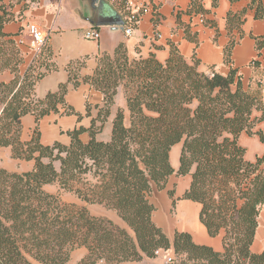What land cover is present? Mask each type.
Segmentation results:
<instances>
[{
	"label": "trees",
	"instance_id": "obj_1",
	"mask_svg": "<svg viewBox=\"0 0 264 264\" xmlns=\"http://www.w3.org/2000/svg\"><path fill=\"white\" fill-rule=\"evenodd\" d=\"M190 12L205 17L197 4ZM130 13L125 11L124 17ZM245 14L246 10L230 12L227 17L226 75L200 72L198 60L188 62L173 43L164 63L154 55L130 60L121 43L113 55L99 59L92 76L81 80L85 62L71 63L68 82L43 99L36 96V84L56 69L49 62V48L22 74L25 58L4 32L12 17L5 11L0 14V73L14 74L10 83H0V148L10 147L13 158L35 162L26 173L0 169V264H69L72 252L80 248L87 254L78 264L140 262L161 250H173L172 264H264V249L252 251L264 207V155L250 161L240 143L243 133L257 134L264 141L263 133L254 131L264 121V101L261 90L245 88L232 61ZM256 17H261L259 11ZM205 26L215 23L205 20ZM185 32L198 44L190 27ZM263 46L258 40V50ZM82 83L104 96L91 126L69 131L67 146L42 144V120L51 114H76L66 95L70 86L77 89ZM121 88L128 113L120 108L110 141H100L97 136ZM257 111L262 112L260 117L254 116ZM29 114L36 119V129L23 142L21 119ZM87 115L91 116L89 102ZM83 133L89 134L87 143L80 138ZM180 143L176 170L170 155ZM175 174L191 176L181 199L201 205L200 222L211 237L222 236L223 251L195 243L188 232L177 231L171 241L155 224L150 197L154 187L164 190ZM50 185H58L81 203L116 211L126 226L49 193ZM174 193L169 191L172 198Z\"/></svg>",
	"mask_w": 264,
	"mask_h": 264
},
{
	"label": "crops",
	"instance_id": "obj_2",
	"mask_svg": "<svg viewBox=\"0 0 264 264\" xmlns=\"http://www.w3.org/2000/svg\"><path fill=\"white\" fill-rule=\"evenodd\" d=\"M105 1L123 17L125 11L141 12L132 36H126L123 27H94L85 20L93 14L91 0H0V14L5 11L12 17L10 22L5 24L4 32L16 41L21 55L25 58V63L21 67L22 74L32 62L31 55L27 54V47L19 44L20 41L27 43L30 39L28 24H37L49 35L47 46L51 55L49 62L56 69L36 84L35 92L38 98H45L48 93L58 91L60 85L67 83L68 66L75 61L85 62L80 70L81 80L92 76L98 67L99 59L104 54L113 55L121 43L125 44L130 60L145 59L154 55L161 63L169 58L173 43L188 62L198 60L200 72L208 76L214 73L226 75L229 66L225 63V48L230 41L227 17L230 12L240 13L246 10L241 33L243 36L233 49L232 61L234 67L240 71L245 88L255 92L261 90L264 101V46L260 50L257 47L258 40L264 41V0H127L118 4ZM194 4L204 10L205 20L214 22V27L199 24L198 14L190 12ZM144 8H148L149 12L143 13ZM258 11L260 18L256 17ZM185 27H190L191 33L196 34L198 44L187 38ZM90 28L100 32L101 37L98 41L85 38V33ZM13 79L14 74L10 70L0 73V83H10ZM66 101L76 114L70 116L51 114L45 117L40 125L42 144L53 145L59 142L69 145L71 138L68 132L81 126L89 128L92 119L98 114L96 106L104 104V96L89 84L82 83L77 89L69 87ZM88 102L91 105V116L87 115ZM120 108L128 113L123 89L118 90L115 105L103 132L97 136L98 140L110 141L113 122ZM2 109L0 103V114ZM261 115L262 112L254 113L255 117ZM21 124V139L27 142L36 129V119L29 114L21 119ZM254 131H260L264 136V121L257 124ZM80 138L85 143L90 139L88 133H83ZM240 143L247 149L246 157L250 161H255L258 156L264 154V141L257 134L250 136L243 133ZM181 150L182 143L174 146L171 151V164L176 170L179 168ZM34 167V161L13 158L10 147L0 148V169L26 173L32 171ZM185 179V184L180 187L170 186L169 183L164 190L154 187L150 201L156 208L153 214L155 224L163 229L171 241L177 231L188 232L195 243L210 246L217 252L223 251L222 236L211 237L200 222L201 205L181 199L191 184V176H185ZM46 190L52 194H60L66 202L87 207L93 216L108 218L120 227L126 226L114 210L101 205L81 203L76 196L62 192L58 185L47 186ZM172 190L175 192L174 198L169 195V191ZM263 249L264 207L260 213L252 251L260 253ZM173 253V250H169L153 258L144 257L140 262L122 264H166V257L173 256ZM86 254V248L75 250L71 254L69 264H78Z\"/></svg>",
	"mask_w": 264,
	"mask_h": 264
},
{
	"label": "built area",
	"instance_id": "obj_3",
	"mask_svg": "<svg viewBox=\"0 0 264 264\" xmlns=\"http://www.w3.org/2000/svg\"><path fill=\"white\" fill-rule=\"evenodd\" d=\"M112 4H118V3H124L127 2V0H108ZM140 12V11H139ZM139 12H132L129 16L125 17V26L124 33L126 36H132L134 32V25H136L139 22V18H136V14ZM149 9L144 8L143 13H148ZM198 21L200 25H205V17L202 14H198ZM28 33L30 35V39L27 43L20 41L21 46L27 47V54L31 55L32 62L40 57V55L43 53V51L47 48L48 42H49V35L45 33L37 24L30 23L27 26ZM101 37L100 32L95 28H90L85 33V38L87 40L92 41H98ZM31 62V63H32ZM161 252H168V251H157V255ZM175 255V254H174ZM175 261V256H167L166 257V264H172Z\"/></svg>",
	"mask_w": 264,
	"mask_h": 264
},
{
	"label": "water",
	"instance_id": "obj_4",
	"mask_svg": "<svg viewBox=\"0 0 264 264\" xmlns=\"http://www.w3.org/2000/svg\"><path fill=\"white\" fill-rule=\"evenodd\" d=\"M92 13L85 20L94 27L109 26L113 28L124 27V17L112 9L105 0H91ZM173 256L174 253H173Z\"/></svg>",
	"mask_w": 264,
	"mask_h": 264
},
{
	"label": "rangeland",
	"instance_id": "obj_5",
	"mask_svg": "<svg viewBox=\"0 0 264 264\" xmlns=\"http://www.w3.org/2000/svg\"><path fill=\"white\" fill-rule=\"evenodd\" d=\"M122 89V88H121ZM103 132V131H102ZM264 155V154H263ZM248 159V158H247ZM185 177H180V176H177L176 174L173 175L171 178H170V181H169V184L170 186H174V187H180L182 185L185 184Z\"/></svg>",
	"mask_w": 264,
	"mask_h": 264
}]
</instances>
